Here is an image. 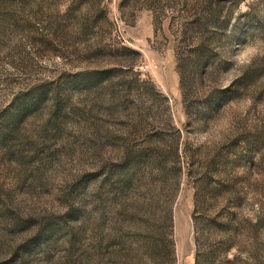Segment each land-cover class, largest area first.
I'll return each instance as SVG.
<instances>
[{
    "label": "rangeland",
    "instance_id": "374dc122",
    "mask_svg": "<svg viewBox=\"0 0 264 264\" xmlns=\"http://www.w3.org/2000/svg\"><path fill=\"white\" fill-rule=\"evenodd\" d=\"M0 264H264V0H0Z\"/></svg>",
    "mask_w": 264,
    "mask_h": 264
},
{
    "label": "trees",
    "instance_id": "16d2710c",
    "mask_svg": "<svg viewBox=\"0 0 264 264\" xmlns=\"http://www.w3.org/2000/svg\"><path fill=\"white\" fill-rule=\"evenodd\" d=\"M198 67H200L199 69H202L203 68L202 64H199Z\"/></svg>",
    "mask_w": 264,
    "mask_h": 264
}]
</instances>
